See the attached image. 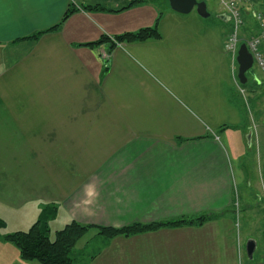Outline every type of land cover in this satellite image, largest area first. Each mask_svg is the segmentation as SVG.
<instances>
[{"label": "crops", "instance_id": "obj_1", "mask_svg": "<svg viewBox=\"0 0 264 264\" xmlns=\"http://www.w3.org/2000/svg\"><path fill=\"white\" fill-rule=\"evenodd\" d=\"M68 9L58 29L28 38ZM155 10L153 0H0V215L34 210L24 218L30 223L55 205L53 219L62 213L65 224L225 219L234 182L218 130L235 113L225 49L231 23L224 12L210 20ZM254 12L264 15V0L242 5L240 39L257 30ZM154 26L159 38L89 45ZM196 230L136 238L181 232L192 243L190 264H225L214 233ZM125 241L105 249L112 264L122 263ZM8 244L0 238V264H38Z\"/></svg>", "mask_w": 264, "mask_h": 264}, {"label": "rangeland", "instance_id": "obj_2", "mask_svg": "<svg viewBox=\"0 0 264 264\" xmlns=\"http://www.w3.org/2000/svg\"><path fill=\"white\" fill-rule=\"evenodd\" d=\"M206 10L210 14L206 19L215 20L217 13H226L219 0H204ZM155 13H176L173 12L167 0H153ZM248 3V2H247ZM190 13H197L193 9ZM242 13V8H241ZM227 15V14H226ZM243 18V16H242ZM244 21V19H243ZM217 22V21H214ZM219 22V21H218ZM228 28L229 26L226 25ZM244 27V25H243ZM242 27V28H243ZM241 28V30H242ZM257 31V30H255ZM240 42L248 40L240 39ZM227 54V53H226ZM228 55V54H227ZM229 64V63H228ZM230 66V67H229ZM231 69V71H230ZM247 81L241 84L237 80V64L232 57L228 65L227 77L234 96L235 110L228 123L222 124L223 130H218L228 151L229 171L233 179L234 204L229 211L222 216L225 219L209 218L199 224H182L180 226H163L153 230H147L134 235H116L108 238L90 229L82 236L74 246L75 264H112L105 249L118 241L126 240L120 251L124 252L121 264H155L150 261L155 255L164 264L192 263L191 259H185L190 255L191 244L181 232H167L170 236L162 234L145 237L143 240L136 238L140 234L158 231L163 228L190 226L194 227V236L206 235V230L212 234L214 239L211 245L214 247L217 242L225 249V264H263L264 262V73L254 64L246 72ZM233 116L234 119L233 120ZM225 140L227 143H225ZM40 212V211H39ZM37 212L36 219L40 215ZM34 215V210L15 212L8 210L0 215L5 225L0 228V234H8L16 231L27 230L36 219L30 223L24 218ZM58 216L56 220L51 219L49 223V238L55 237V232L65 225V219ZM195 218L189 217L186 219ZM220 219L219 221H217ZM216 221L215 222H212ZM65 222V223H64ZM192 235V234H191ZM223 236V237H220ZM169 240L165 241L166 239ZM248 239L256 241V249L253 258L247 257L245 250ZM159 246V251H152L153 246ZM10 245V244H8ZM118 244H116L117 246ZM198 246V244L196 245ZM10 245L11 250L15 249ZM17 251V250H16ZM117 252V251H116ZM145 252V254H140ZM102 256L100 257V254ZM122 254V252H121ZM176 255V256H174ZM174 260H170L168 257ZM113 256L112 258H114ZM97 258V261H96ZM168 258V259H167ZM213 259L208 258V264H213ZM162 262V261H161ZM158 263V264H161ZM180 262V263H179ZM115 264V263H113Z\"/></svg>", "mask_w": 264, "mask_h": 264}, {"label": "trees", "instance_id": "obj_3", "mask_svg": "<svg viewBox=\"0 0 264 264\" xmlns=\"http://www.w3.org/2000/svg\"><path fill=\"white\" fill-rule=\"evenodd\" d=\"M84 8L88 9L89 6H85ZM72 12L73 9H68L62 20L55 26L46 29L45 31H40L28 38L35 39L44 32L58 29ZM253 34H255V32ZM159 36L160 35L156 26L145 27L136 32H124L122 34L115 35L113 38L103 36L95 43H89V45H99L103 41L108 40L110 45L114 46L116 43L138 42L150 38H159ZM243 42H245V40L241 41V43ZM55 214L56 206L47 205L44 209H42L40 215L27 230L16 231L4 235L0 234V238L11 243L16 248L20 259L23 261L36 262L38 264H75L74 246L76 242L90 229H94L98 234L112 238L116 235H134L163 226H180L182 224L194 223L199 224L213 217L212 213H206L190 219L178 218L145 224L132 223L122 227L92 226L71 220L69 223L65 224L62 229L57 230L55 232L54 239L51 240L49 238L48 222L55 217ZM4 225V221L0 218V228Z\"/></svg>", "mask_w": 264, "mask_h": 264}, {"label": "built area", "instance_id": "obj_4", "mask_svg": "<svg viewBox=\"0 0 264 264\" xmlns=\"http://www.w3.org/2000/svg\"><path fill=\"white\" fill-rule=\"evenodd\" d=\"M250 0H219L224 7L229 22L231 23V30L225 40V49L235 56L240 44L239 33L244 25L241 8L242 5ZM253 17L256 22L257 31L248 37L245 41L246 47L252 56L253 65L255 64L264 73V15L261 12H254ZM104 57L106 52L102 51Z\"/></svg>", "mask_w": 264, "mask_h": 264}, {"label": "water", "instance_id": "obj_5", "mask_svg": "<svg viewBox=\"0 0 264 264\" xmlns=\"http://www.w3.org/2000/svg\"><path fill=\"white\" fill-rule=\"evenodd\" d=\"M169 7L172 11L181 14H188L193 9L196 10L197 14L201 17H208L209 13L206 10V2L204 0H167ZM252 56L249 53L246 44H240L237 55V79L241 84L246 83L247 76L246 72L252 67ZM256 248V242L253 239H249L246 242L245 250L247 257L251 260Z\"/></svg>", "mask_w": 264, "mask_h": 264}]
</instances>
